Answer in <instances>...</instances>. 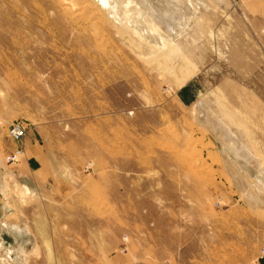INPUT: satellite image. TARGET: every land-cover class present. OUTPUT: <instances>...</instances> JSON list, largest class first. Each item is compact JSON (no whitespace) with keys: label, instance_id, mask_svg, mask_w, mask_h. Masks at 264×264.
<instances>
[{"label":"rangeland","instance_id":"1","mask_svg":"<svg viewBox=\"0 0 264 264\" xmlns=\"http://www.w3.org/2000/svg\"><path fill=\"white\" fill-rule=\"evenodd\" d=\"M103 1L0 0V264H264V0Z\"/></svg>","mask_w":264,"mask_h":264},{"label":"bare ground","instance_id":"2","mask_svg":"<svg viewBox=\"0 0 264 264\" xmlns=\"http://www.w3.org/2000/svg\"><path fill=\"white\" fill-rule=\"evenodd\" d=\"M102 2L104 3V5H107L106 4V2H104L103 0H102ZM123 15H125V17H126V20L127 21H129V24H134V21H133V18H131L130 17V15H131V11L130 10H126L125 11V13L123 14ZM157 18V15H152V16H149V15H144V17H143V20H144V22L146 23V22H151V23H153V22H155L156 19ZM159 18H157V20H158ZM157 23V22H156ZM169 26V25H168ZM170 27V26H169ZM173 27V26H172ZM154 30V29H153ZM152 31V30H151ZM155 31H152V33H154ZM159 33H160V31H158ZM173 32L174 31H171L170 30V35L169 36H173ZM175 34V33H174ZM155 36H157V34L155 35ZM162 34L160 33V36H159V38H158V41L160 42V43H162V44H164L165 43V39H164V37H162ZM166 39H169V38H166ZM158 41L157 42H155L156 44H158ZM234 143V142H233ZM239 151V150H238ZM247 151H249V150H247ZM250 154H251V152H250ZM250 157H252V156H250ZM226 167L229 169V172H230V176L233 178V180L240 186V188L242 189V191L244 190V186H243V184L240 182V180H239V178L236 176L237 174L236 173H234V171L226 164ZM259 185H263V183L262 182H259ZM246 186V185H245ZM25 191L27 192V193H30V190L27 188V187H25ZM245 192H246V190H245ZM249 194V193H248ZM250 195V194H249ZM250 197V196H249Z\"/></svg>","mask_w":264,"mask_h":264},{"label":"built area","instance_id":"3","mask_svg":"<svg viewBox=\"0 0 264 264\" xmlns=\"http://www.w3.org/2000/svg\"><path fill=\"white\" fill-rule=\"evenodd\" d=\"M25 131H26L25 127L22 124L17 123L11 126L9 134L12 140L17 142L20 141L25 136ZM19 157H20V151H17L13 153L11 156H8L6 162L8 164L16 163Z\"/></svg>","mask_w":264,"mask_h":264},{"label":"crops","instance_id":"4","mask_svg":"<svg viewBox=\"0 0 264 264\" xmlns=\"http://www.w3.org/2000/svg\"><path fill=\"white\" fill-rule=\"evenodd\" d=\"M36 150H38V147L35 146V145H33L31 148H28L27 147L26 148V154H27V156H28V153H34ZM23 165H24V163H23ZM41 167H43V165ZM22 169L25 171L24 168H22ZM26 172H27V170L24 173L26 174Z\"/></svg>","mask_w":264,"mask_h":264}]
</instances>
